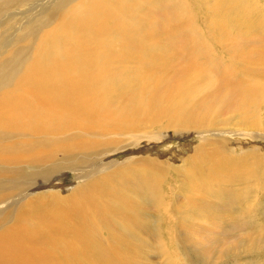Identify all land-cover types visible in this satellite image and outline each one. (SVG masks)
Instances as JSON below:
<instances>
[{"label": "bare ground", "instance_id": "obj_1", "mask_svg": "<svg viewBox=\"0 0 264 264\" xmlns=\"http://www.w3.org/2000/svg\"><path fill=\"white\" fill-rule=\"evenodd\" d=\"M27 1L0 0V58L18 44L28 48L16 53L12 65L3 67L0 75V264H146L142 260L155 258L159 250L161 255H169L173 249H184L174 261L188 264L183 261L185 257L197 262L199 259L187 250L186 244L196 234L185 208L191 203L202 208L204 202L215 199H227L221 206L234 207L241 197L235 190L242 189L241 184L251 185L249 188L261 191L263 196L264 152L260 150L264 147L259 142L232 143L211 134L241 130H53L82 115L90 125L103 124L105 116L116 113L109 103L108 94L113 91L125 93L129 88L133 94L139 91L133 86H140L139 96L156 95L166 89L171 92L174 86L167 81L166 88L162 87L165 77L159 74L165 71L162 56L168 52L161 54L160 61L134 62L135 69L147 63L141 72L148 69V73L139 75L146 80L140 85L133 79H126V87L106 81L95 93V86L85 82L83 75H72L68 70L79 62L87 69L97 65L94 74L98 76H105L112 66L117 67L112 68L115 72H122L118 65L129 61L126 59L140 41L134 30L115 29L101 17L81 16L76 5L69 6L72 0ZM164 2L167 6L171 3ZM173 2L184 4V0ZM18 5L28 7L17 13L11 11ZM221 5L213 6L214 11L217 8L221 12ZM107 6L99 8L104 12ZM55 11L67 18L55 22L59 29L49 28ZM10 16L18 17L16 25L10 24ZM91 29L98 35L89 34ZM109 32L115 42L109 41ZM170 42L184 46L177 37ZM92 43L100 50L96 51ZM30 50H34L32 56ZM150 52L154 54L155 50ZM155 67L160 71L157 75L153 73ZM179 72H183L181 67ZM88 87L98 96V106L85 101L90 96ZM17 106L24 109L14 113ZM175 108L167 103L160 105L159 111L167 113ZM138 112L135 106L126 118ZM25 116L34 120L24 121ZM109 127L108 123L106 129ZM252 131L256 139L264 137V130ZM190 132L206 135L188 155L182 154L177 164L157 155L129 157L134 150H126L125 159L107 161V157L117 156L113 151L160 143ZM233 144L241 148L240 153L235 152ZM70 174L75 180L68 187H48ZM230 195L236 197L234 202L229 200ZM250 205L251 210L238 214L242 215L238 219L239 226L251 231L249 235L245 232L251 237L259 229L252 231L258 227L257 211L262 207ZM223 217L213 213L209 220L220 224L229 219ZM240 241L233 242L239 246ZM248 242L257 244L253 239Z\"/></svg>", "mask_w": 264, "mask_h": 264}, {"label": "rangeland", "instance_id": "obj_2", "mask_svg": "<svg viewBox=\"0 0 264 264\" xmlns=\"http://www.w3.org/2000/svg\"><path fill=\"white\" fill-rule=\"evenodd\" d=\"M32 1L29 0L26 4ZM164 1L72 0L69 6L76 5L79 15L89 18L101 17L106 24L115 29L131 27L140 41L137 43V47L133 48V55L126 59L129 61L118 65L122 68V72H115L117 67L112 66L105 76H98L94 74L97 65L87 69L76 62L68 70L70 74L83 75L85 82L95 86L93 88L95 93L106 81L117 82L126 87L128 83L126 79L128 81L133 79L140 85L146 80L145 77L139 75L144 72L148 73V69L143 70V73L141 72L147 63H143L135 69L134 67L137 66L134 62H140L144 59L160 61L161 54L168 52L162 56L165 71L159 73L160 71L156 70L155 67L153 73L154 75L159 73L165 77V86L162 87L166 88L168 81L174 86V89L171 92H167L166 89L163 92L159 91L156 95L144 96H139L142 92L140 86H133V90L139 89L133 94L129 88L126 89L128 92L125 93L121 91L110 92L108 94L110 95L109 103L116 113L108 117L105 116L103 124L90 125L89 119L82 115L70 121L64 128L53 130H241L238 133L214 131L211 134L213 133V136L216 137H224L232 143L246 142L251 145L253 142H259L260 147H264V137L256 139V134L252 131L264 130V0H184V4H174L173 0H169L171 2L169 6L165 5ZM220 3H222L221 12L217 8L214 11L213 6ZM105 4L108 6L102 12L99 6ZM89 5L95 6V8L89 7ZM26 7L28 6L23 8L18 5L13 7L11 11L17 13ZM51 16L53 19L50 21V25L49 22L46 25H49V28L59 29L55 27V22H59L60 19L63 21L67 19L62 17V13L56 11ZM16 17L10 16V24L16 25L14 21ZM109 33L111 35L109 41L115 42L113 40L114 35ZM89 34L97 36L98 32L91 29ZM176 37L182 40L183 47L171 44V39ZM92 47L96 51L100 50L96 43H92ZM151 49L155 50L154 54L150 52ZM34 50H30L31 56ZM26 51H28L27 47L18 44L13 50L4 54L0 58V75L3 73V67L12 65L11 58L16 53ZM131 60L132 62H130ZM166 63H171L168 65L170 68L167 67ZM180 67L182 73L179 72ZM89 91L90 96L85 101L98 106L100 102L98 96L93 94L90 88ZM82 97L85 98L84 95ZM167 103L176 105V108L167 113L160 112V105ZM135 106L139 107V112L135 116L126 118ZM22 109L24 108L17 106L14 113ZM115 115L117 117L113 118ZM23 120L31 121L34 120V117L25 116ZM108 123L110 127L106 129ZM16 130L22 129L16 128ZM186 135L163 140L160 142L161 144L153 142L135 148L113 151L117 156H109L107 161L125 159L123 155L126 150H134L135 152L130 153L129 157L133 155H157L158 159L169 162L171 160L170 163L177 164L180 156L182 154L188 155L192 147L206 134L190 132ZM233 145L237 147L236 144ZM239 150L241 151V148L237 147L235 152L240 153ZM260 151L264 152V149ZM92 170L90 169V171ZM72 177L73 175L70 174L65 180H59L53 185H48V187L57 189L68 187L70 181L75 180ZM57 183H61L60 186H57ZM250 186L241 184L242 189L235 190L236 194H241V197L237 199L238 203H235L234 207L225 208L221 206L228 202L227 199L220 201L215 199L209 203L204 202V206L206 205L207 208L204 206L201 208V205H192L193 203L185 208L186 212H190L189 220L191 222L189 224L195 227L194 232L196 234L194 239L186 244L187 250L191 256L199 259L197 262H192L184 257L185 263L264 264V238L262 237L264 236V195L261 196V191H255L254 188H249ZM228 198L233 202L236 199V197L232 198L231 195ZM258 201L262 202L261 205ZM249 205L253 208L259 205L262 207L261 210L257 211L258 227H255L254 230L251 229L255 231L259 228V233L255 234L258 230L255 233L252 232L255 234L251 233L252 238L248 236L251 231L243 228V225L239 226L238 219V217H242L238 214L248 212ZM191 207L196 208L198 212L196 211L195 214ZM208 210L211 212L210 214H208ZM213 213L216 217L224 216V219H229L221 221L220 224L213 223L209 220ZM233 223L237 224L234 225ZM237 230L241 233L239 234ZM243 231L244 233H242ZM245 232H247L248 237ZM254 236H260V238L258 237L260 240L254 239ZM247 239L249 241L256 240L255 243L258 245L253 244V242L249 243ZM234 240L238 242L241 240L240 243L247 241L248 244L239 243L238 246V242H233ZM158 252L155 258L142 261L146 264H182L179 261H174V259L179 256V253L183 254L184 249H173L169 255H161L160 250ZM240 252L241 254H239Z\"/></svg>", "mask_w": 264, "mask_h": 264}]
</instances>
